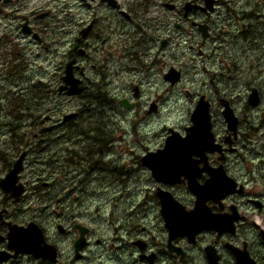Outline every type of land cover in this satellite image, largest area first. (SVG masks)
I'll return each mask as SVG.
<instances>
[{
  "label": "flooded vegetation",
  "instance_id": "flooded-vegetation-1",
  "mask_svg": "<svg viewBox=\"0 0 264 264\" xmlns=\"http://www.w3.org/2000/svg\"><path fill=\"white\" fill-rule=\"evenodd\" d=\"M214 3L209 12L204 0H0V44L5 39L18 46L14 51L24 40L43 51L56 46L63 60L51 90L68 99L91 96L92 108L100 107L84 155L57 149L54 159L44 158L57 165V179L33 182V193L54 210L33 215L19 207L29 191L21 173L18 200L0 187V264H264V114L252 112L260 95L255 106L245 101L238 109L220 92L233 73L228 60L218 56L214 64L231 2ZM92 50L102 59L97 82L84 74L98 58ZM190 54L200 60V89L184 90L192 101L186 121L164 122L157 136L154 122L184 78L173 61ZM70 60L83 87L78 95L59 91ZM172 69L179 72L175 83L167 78ZM198 99L207 104V134L178 147L196 130ZM226 104L233 126L222 114ZM168 138L174 148L165 150ZM110 152L129 159L110 168L121 180L108 198L91 186L89 173L102 168L94 156L102 161ZM152 170L168 173L155 177ZM30 223L40 231L31 232L38 255L17 251L9 239L13 226L28 236Z\"/></svg>",
  "mask_w": 264,
  "mask_h": 264
},
{
  "label": "rangeland",
  "instance_id": "rangeland-1",
  "mask_svg": "<svg viewBox=\"0 0 264 264\" xmlns=\"http://www.w3.org/2000/svg\"><path fill=\"white\" fill-rule=\"evenodd\" d=\"M229 2L231 3L229 10L226 11L227 17H222L220 20L225 25L227 33L222 41V48L216 52L214 64L218 68L219 57L221 62L228 60L229 64L233 65V73L229 75L231 77L229 81L221 80L220 92L229 96L232 103L240 109L247 101V95L251 88H256L260 95L261 105L259 109L252 112L262 115L264 114V30L259 35L260 42L250 44L248 40L239 36L238 29L242 24L239 19L241 12L253 5L264 6V0H229ZM245 12L250 11L247 9ZM3 19L6 18H1L2 21ZM4 41L6 44H0V174L19 156L22 150H25L26 157L21 176L29 186V191L25 202L19 207L23 211L27 210L29 214L35 215L40 209H43L46 214L47 210H54L53 203H49L44 199L45 197L39 198L38 194L33 193L35 185L33 182H54L57 179L54 163L47 164L45 162L46 157L52 156L54 159L57 149L69 148L84 155L85 148L88 147L90 141L88 139L89 130L94 128L97 122H100L99 112H95L99 111L100 107L92 108L94 99L91 96L84 99H68L58 96L52 91L59 81L57 72L59 59L63 60L62 56L61 58L56 56L55 53L60 50L56 49V46L53 45L51 50L43 51L37 45L24 40L26 43L14 51L15 46H18L13 45L12 48L9 41L5 39ZM60 48L62 50L66 46L61 45ZM17 54L20 57L18 61L15 59ZM92 55L98 58H91L84 69V74L90 80L97 82L102 76L103 69L100 67L101 65H98L102 59L99 52L92 50ZM196 58L190 54L181 60L173 61L174 65L183 70L184 78L180 85L174 89L171 101L163 104L160 116H157L154 122L158 128L157 136H159L160 126L164 122L176 125L186 121L192 101L185 95L184 90L195 94L200 89V60ZM17 63H19L18 67H16ZM10 71H15V77L6 74ZM35 83L40 90L31 108L20 112L17 116L6 114L5 106L9 105L11 98L20 94L26 96ZM40 84L45 87H40ZM12 92L17 93L13 96ZM25 105L27 106V104ZM72 111H79L80 115L72 121L65 122L62 115ZM46 114L51 115L52 118L41 124L40 120ZM43 132L45 134H42ZM157 139L159 138L157 137ZM109 154L102 161L99 157L94 156L102 168L89 173L91 186L105 197L117 193L120 189L119 180L121 177L119 179V176L112 174L110 168L116 163L120 165L125 159H129L126 155L119 156L115 152ZM110 160H114V162L111 163ZM126 167L128 168L127 165ZM105 204L106 202H104V207H106ZM115 205L117 213H119L122 204Z\"/></svg>",
  "mask_w": 264,
  "mask_h": 264
},
{
  "label": "water",
  "instance_id": "water-1",
  "mask_svg": "<svg viewBox=\"0 0 264 264\" xmlns=\"http://www.w3.org/2000/svg\"><path fill=\"white\" fill-rule=\"evenodd\" d=\"M215 1L216 0H204V5H205L204 9L209 12L212 11L214 9ZM190 7H191L190 2L186 3L185 9L188 10ZM73 62L74 60H70L67 62L65 66V74L62 76V80L64 84L59 87V91L66 90V93L69 95H77L83 90V87L80 85V80L73 76V73H72V63ZM167 78L172 83H175L179 79V72L172 69V71H170ZM247 99H248V102L253 106H255L258 103L259 95H258V91L256 88L251 89L250 93L248 94ZM222 114L226 122L228 123V125L233 126L235 122V117L232 113V110L227 104L225 105L224 110L222 111ZM75 116H76V113L73 112L70 114H66L64 116V119L65 120L71 119ZM48 118L49 116H45V118L42 119V122ZM191 119L194 122V126L196 130L192 132V134H188L186 138L183 139L182 143H180L178 147H181V148L191 147V146L184 145L183 142L185 144L190 145L192 140L197 141L206 136L207 130L209 127L208 112H207V104L204 103L202 99L198 100L197 105L193 113L191 114ZM204 125L206 126V130H203ZM208 134H209V131H208ZM173 148H174L173 141L172 139L168 138L164 146V149L167 150V149H173ZM25 155H26V152L22 151L20 156L12 164V167L8 169L5 176L0 178V187L6 192H10L12 197H14V200L19 199V196L21 195V191H22V185H20V183L17 184V182L20 179L19 172L22 171L23 169V161L25 159ZM167 173L168 172L161 173L159 171L152 170V174L155 177H158L160 174L165 175ZM192 189L195 191L197 196H201V194L199 193L197 189L195 188H192ZM10 229L11 230L9 233L10 235L9 239H10L11 245L15 247L17 251L32 253L34 255H38L40 253L38 250L39 248H38L37 243H35V241L31 237L33 235L31 232H34L35 229L37 230L38 233L40 232L38 227L34 223L28 224V228L26 229L27 231L29 230L30 232L28 236L20 235L19 232H22L21 227L13 226Z\"/></svg>",
  "mask_w": 264,
  "mask_h": 264
},
{
  "label": "trees",
  "instance_id": "trees-1",
  "mask_svg": "<svg viewBox=\"0 0 264 264\" xmlns=\"http://www.w3.org/2000/svg\"><path fill=\"white\" fill-rule=\"evenodd\" d=\"M247 9L250 12H245ZM247 9L241 12V16L239 17L242 22L238 29L239 36L248 40L250 44L259 43L261 40L259 35H261L264 30V6L253 5ZM14 72L15 71H10L11 74ZM39 90L40 88L35 83L32 85V90H29L30 93H26V96L23 94L14 96L17 92L13 93L14 98L12 97L9 105L5 106L6 114L17 116L20 112L31 108V105H33L37 99ZM25 104H27V106Z\"/></svg>",
  "mask_w": 264,
  "mask_h": 264
}]
</instances>
